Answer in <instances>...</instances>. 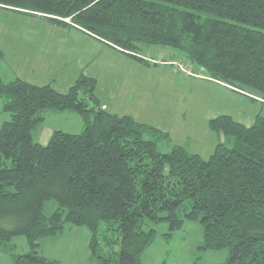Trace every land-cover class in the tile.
<instances>
[{"label":"trees","instance_id":"1","mask_svg":"<svg viewBox=\"0 0 264 264\" xmlns=\"http://www.w3.org/2000/svg\"><path fill=\"white\" fill-rule=\"evenodd\" d=\"M0 7L79 27L145 65L144 46L182 50L209 77L264 105V0H0ZM95 87L84 74L65 92L0 77L9 112L0 125V241L23 234L30 246L13 264H61L38 247L65 224L89 229L95 264H140L155 238L147 225L166 221L169 237L185 220L202 225L201 248H229L222 264H264V116L250 125L229 114L211 118L222 140L207 158L183 144L162 151L167 132L108 111ZM44 109L81 113L83 129L34 141ZM50 198L58 206L46 214Z\"/></svg>","mask_w":264,"mask_h":264},{"label":"rangeland","instance_id":"2","mask_svg":"<svg viewBox=\"0 0 264 264\" xmlns=\"http://www.w3.org/2000/svg\"><path fill=\"white\" fill-rule=\"evenodd\" d=\"M101 45L74 26L0 7L2 79L51 81L65 92L70 87L67 82H75L81 74L91 76L96 79L95 94L108 111L129 114L169 134L171 142L159 144L162 151L183 144L207 158L222 140L209 128L211 118L229 114L250 125L256 115L264 116L261 98L233 91L209 77L187 61L182 50L160 44L144 46L142 56L151 62L145 65L128 55L99 50ZM4 101L0 96V125L9 118V112L2 109ZM42 113L43 122L33 130V140L41 144L48 142L54 130L78 133L83 129L84 118L77 111L44 109ZM57 206V200L50 198L44 203V212ZM148 226L155 228V238L142 252L140 264H222L229 257L227 247H200L203 228L198 220H185L169 237L166 221ZM90 234L86 226L65 224L60 233L39 240L38 253L61 264H95L88 247ZM29 251L23 234L0 241V264H13L14 256Z\"/></svg>","mask_w":264,"mask_h":264},{"label":"crops","instance_id":"3","mask_svg":"<svg viewBox=\"0 0 264 264\" xmlns=\"http://www.w3.org/2000/svg\"><path fill=\"white\" fill-rule=\"evenodd\" d=\"M74 28L77 30V31H79V32H82L83 34H86L88 37H90V38H92V39H94V40H96V41H98V42H100L102 45H101V47H99V50L100 49H105L106 51H107V53H109V54H115V53H121V54H123V55H127L126 53H123V52H121L120 51V49L118 48H115V47H113V46H111V45H109V44H107V43H105L104 41H102V40H100V39H97V38H95V36H93V35H91V34H89V33H87V32H85L83 29H81V28H79V27H76V26H74ZM129 56V55H128ZM87 75H88V73H86ZM89 75H92V74H89ZM5 80V79H4ZM23 80H26V79H23ZM27 81V80H26ZM28 81H30L31 83H34V84H38V85H42V84H47V83H45V82H41V81H38L37 79H28ZM74 82V80H71V81H69V82H67L66 83V85H71L72 83ZM51 83H53L52 84V86L56 89V90H58V91H60V92H64V91H62V89L61 88H59L57 85V83H54V82H51L50 81V84ZM68 86V87H69ZM67 90V89H66ZM65 90V91H66ZM105 104H102V106L106 109V105L104 106ZM108 110V109H107Z\"/></svg>","mask_w":264,"mask_h":264}]
</instances>
